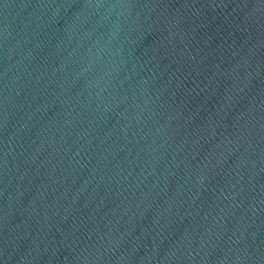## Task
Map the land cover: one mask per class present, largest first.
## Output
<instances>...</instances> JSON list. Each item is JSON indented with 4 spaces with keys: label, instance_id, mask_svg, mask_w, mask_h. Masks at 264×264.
Masks as SVG:
<instances>
[{
    "label": "water",
    "instance_id": "obj_1",
    "mask_svg": "<svg viewBox=\"0 0 264 264\" xmlns=\"http://www.w3.org/2000/svg\"><path fill=\"white\" fill-rule=\"evenodd\" d=\"M0 264H264V0H0Z\"/></svg>",
    "mask_w": 264,
    "mask_h": 264
}]
</instances>
